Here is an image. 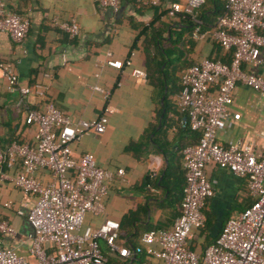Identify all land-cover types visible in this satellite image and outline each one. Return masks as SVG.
Here are the masks:
<instances>
[{
    "label": "built area",
    "instance_id": "1",
    "mask_svg": "<svg viewBox=\"0 0 264 264\" xmlns=\"http://www.w3.org/2000/svg\"><path fill=\"white\" fill-rule=\"evenodd\" d=\"M116 11L120 0H96ZM204 0H175L167 5L169 14L188 17L195 40L211 38L230 52L228 61L201 58L179 73L180 88L175 103L187 116L191 130L199 132L193 144L181 149L184 185L180 212L167 227L142 231L138 244L127 246L120 238L119 222L105 216L104 196L114 176L123 179L124 169L99 166L93 154L84 151L74 156L70 144L87 131L101 133L107 124L110 90L98 84L89 86L101 94L102 113L71 122L45 96L50 73L32 84L17 85L16 73L9 63L0 61L5 89L40 98V108H26L24 122L34 127L30 141L12 140L0 145V183L9 182L32 200L25 218L31 227L27 234L28 255L34 264H106L107 254H116L128 264H264V127L262 143L255 147L232 137L227 143L216 141L217 129L229 118L234 88L243 84L264 94V0H222L224 11L214 23L201 30L195 9ZM151 6L159 0H132ZM52 26L74 36L78 26L73 18L50 19ZM29 27V19L7 9L0 0V32L20 41ZM106 64L120 69L130 59L112 58L106 52ZM261 70V71H260ZM136 79L146 78L145 70L131 67ZM208 163L227 170L245 182L250 202L225 217L214 239L199 251L188 240L202 224L203 202L213 194V184L204 168ZM14 165L18 170L12 172ZM48 173L42 182L36 171ZM8 206L9 202H4ZM21 215V210H16ZM86 213L101 215L97 225L84 223ZM14 228L0 219V234H13ZM103 244L106 252L101 250ZM0 264H31L14 250L1 246Z\"/></svg>",
    "mask_w": 264,
    "mask_h": 264
},
{
    "label": "crops",
    "instance_id": "2",
    "mask_svg": "<svg viewBox=\"0 0 264 264\" xmlns=\"http://www.w3.org/2000/svg\"><path fill=\"white\" fill-rule=\"evenodd\" d=\"M2 2L7 9L29 19L28 30L18 42L0 32V61L12 65L18 86L33 80L35 69L40 65L43 72L51 75L46 98L71 122L102 113L104 102L101 94L91 90L90 85L98 84L110 90L108 103L112 109L106 113L105 130L101 133L87 131L73 141L70 148L74 156L84 151L91 152L96 163L103 168L124 169L123 179L114 176L104 196L105 216L122 222L120 238L123 243L126 239L138 243L139 234L157 224L169 226L177 213L174 196L178 192L175 189L184 182L179 146L182 141H179L176 129L178 122L171 125L163 136H155L159 143L162 139L167 140L163 151L151 140L153 134L149 130L153 110L157 106V87L147 77L136 79L129 72L131 67L144 69L145 52L148 55L153 53V38L148 30L143 32L142 28H147L154 18V10L132 0H120L116 11L98 4L96 0ZM52 17L60 20L73 18L78 26L77 34L70 36L51 26ZM158 20L166 25V38L169 30L175 32L183 28L176 15L161 14ZM193 40L189 55L197 60L209 52L210 45L203 40ZM155 42L158 45L157 39ZM106 52H110L112 58H129L131 63L115 69L106 64ZM40 107V98L33 94H21L17 89L7 91L0 72V145L12 137L30 141L33 126L23 123L24 112L26 108ZM175 111L177 114H168L170 118H184L183 110L176 108ZM229 111L227 122L217 129L216 141L225 144L232 137H237L241 142L259 147L262 143L260 132L264 127V94L237 84ZM204 171L213 184V194L207 199L214 218L207 233L211 238L217 234L225 217L247 205L250 197L242 178L213 163L206 164ZM36 176L42 182L49 178L44 170L36 171ZM152 178H156L152 184L146 183L145 179L149 181ZM161 178L163 181L160 183ZM4 202H9V205L4 206ZM31 203L29 196L23 195L9 182L0 183V219H5L15 230L10 235L0 234L1 246L14 250L34 264L27 251L30 243L27 234L31 227L25 218ZM16 210H21L22 214H17ZM101 218V215L86 213L84 223L97 225ZM191 239L194 250H200L203 238L192 231ZM100 245L106 252L105 246ZM110 256V264L120 260ZM146 259L150 264H159L156 259Z\"/></svg>",
    "mask_w": 264,
    "mask_h": 264
},
{
    "label": "trees",
    "instance_id": "3",
    "mask_svg": "<svg viewBox=\"0 0 264 264\" xmlns=\"http://www.w3.org/2000/svg\"><path fill=\"white\" fill-rule=\"evenodd\" d=\"M175 0H159V3L156 5L151 6H145L150 7L154 10L155 16L154 18L149 21L147 28H142L143 32L148 30L150 32V36L153 38V53L149 54L145 52L146 58H145V64L143 66L146 77L148 80L157 87V96H156V103L157 106L153 110V117L152 121L149 123V130L150 133L153 134L152 141L156 142L160 146V148L164 151L167 140L162 139V142H158L155 138L156 135L163 136L166 130L171 126L174 125V123H177V137L179 138V141L181 139V144H179L180 148L182 149L183 145L186 144H193L196 142L199 132L195 130H191L189 128L188 122H187V116L185 114L184 118L173 120L169 117L170 112L176 113L175 109L179 108L176 103V94L178 93V90L180 88L179 84V73L190 64H193L200 60L201 58H210V59H219L221 61H228L230 52L227 50L222 49V47L214 42L211 38L205 37L203 41L208 42L210 45V50L207 54H204L203 56H200L197 60L193 59L189 54L193 49L194 40L191 37V30H192V21L188 17H180L181 22L183 23V28H180L179 31H171L169 30V36L167 37V30L166 25L158 20L159 15L161 14H168L167 9L164 7L166 3H170ZM139 5V4H138ZM142 6V5H140ZM224 11L223 7V1L222 0H204L203 3L195 9V16L200 21V28L201 30L207 29L209 26H211L216 18L222 14ZM17 12V11H15ZM18 13V12H17ZM52 26V25H51ZM54 27V26H53ZM155 39L158 40V45L155 42ZM43 68L41 66H37L35 69L34 79L28 82V84H32V82L37 81L41 79V75L43 73ZM36 76V77H35ZM161 98V99H160ZM185 112V111H184ZM177 114V113H176ZM179 117V115H176ZM23 123L24 117H23ZM28 126H32L31 124H27ZM176 126V125H175ZM34 132V127H33ZM12 140H16L18 142H22V140L16 139L12 137L7 143H9ZM5 145V144H4ZM1 145V146H4ZM133 146V144H132ZM167 168V166H166ZM18 170V166L14 165L13 169H11L12 172ZM181 172L183 174V170L181 169ZM163 178V177H162ZM162 178L159 180L161 183L163 180ZM156 178H152L151 180L145 179L146 183H153ZM184 185V182L182 185L178 186V188L175 189L176 192H178V195L174 196V204H176L177 213L180 212V200H181V194H182V187ZM246 192L248 194V191L246 189ZM207 199L206 198L202 205V212L204 214V220L201 225L196 226L193 229L194 235L197 237L203 238V244L200 243V247L202 248L205 244L212 241L214 237L209 238L207 233L209 229L213 225V215L211 214L208 206H207ZM251 200V198H250ZM250 202V201H249ZM248 202V203H249ZM145 208V206H144ZM119 222V226L121 227L122 222ZM119 227V230H120ZM156 227H162L160 224H157ZM191 237L188 240L189 247L194 250V248L191 246ZM125 245L134 246L138 243H134L129 241V239L125 240ZM199 251V250H198ZM110 255L115 256L119 258L117 262H114L113 264H124L125 260L121 257H119L116 254H107V262L106 264H110L109 260L111 259Z\"/></svg>",
    "mask_w": 264,
    "mask_h": 264
}]
</instances>
